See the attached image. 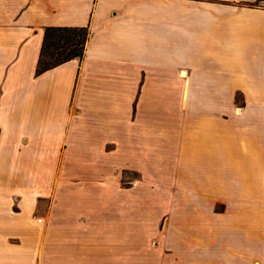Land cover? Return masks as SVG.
<instances>
[{
  "label": "crops",
  "instance_id": "0c3cea01",
  "mask_svg": "<svg viewBox=\"0 0 264 264\" xmlns=\"http://www.w3.org/2000/svg\"><path fill=\"white\" fill-rule=\"evenodd\" d=\"M255 1L0 0V264H264ZM65 25L83 57L37 74Z\"/></svg>",
  "mask_w": 264,
  "mask_h": 264
},
{
  "label": "trees",
  "instance_id": "16d2710c",
  "mask_svg": "<svg viewBox=\"0 0 264 264\" xmlns=\"http://www.w3.org/2000/svg\"><path fill=\"white\" fill-rule=\"evenodd\" d=\"M256 0L250 5H259ZM87 26H47L36 73L40 74L73 58H82L89 38Z\"/></svg>",
  "mask_w": 264,
  "mask_h": 264
},
{
  "label": "rangeland",
  "instance_id": "374dc122",
  "mask_svg": "<svg viewBox=\"0 0 264 264\" xmlns=\"http://www.w3.org/2000/svg\"><path fill=\"white\" fill-rule=\"evenodd\" d=\"M242 96L239 95L237 97V101L241 102ZM239 108V106H238ZM239 113V112H238ZM241 113V112H240ZM261 135L264 137V130H261ZM140 176L138 173H127L126 170H122L120 178H118V190L116 193L117 202L123 205L125 203H129L130 201L135 204L137 201L145 200L143 199L142 195L138 192H136V187L141 184ZM135 214H139L142 216H145L146 218H159L161 220H165L172 215V211L168 209L164 210H133ZM142 213V214H141ZM165 223V222H164ZM163 224V222H162ZM133 232H136L135 229H138L133 225Z\"/></svg>",
  "mask_w": 264,
  "mask_h": 264
},
{
  "label": "bare ground",
  "instance_id": "6f19581e",
  "mask_svg": "<svg viewBox=\"0 0 264 264\" xmlns=\"http://www.w3.org/2000/svg\"><path fill=\"white\" fill-rule=\"evenodd\" d=\"M238 112L240 113L241 112V109L240 108H237Z\"/></svg>",
  "mask_w": 264,
  "mask_h": 264
}]
</instances>
